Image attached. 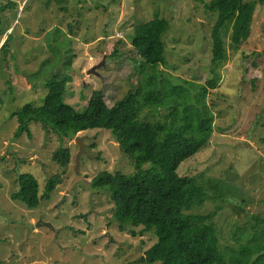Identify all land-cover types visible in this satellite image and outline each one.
Wrapping results in <instances>:
<instances>
[{"label": "rangeland", "instance_id": "374dc122", "mask_svg": "<svg viewBox=\"0 0 264 264\" xmlns=\"http://www.w3.org/2000/svg\"><path fill=\"white\" fill-rule=\"evenodd\" d=\"M1 1V8L9 2L16 6L0 14V264H143L156 235L143 227L120 231L109 194L90 187L100 172H137L111 131L86 130L68 138L31 123L30 136L15 138L13 113L25 105L42 106L45 83L55 75L68 76L65 100L79 112L94 92H102L108 106L116 104L139 83L134 27L155 18L170 24L164 36L166 64L160 66L166 79L174 86L206 85L212 79L214 15L204 5L211 0ZM263 50L264 5H258L250 39L229 53L218 87L207 95L213 134L178 170L180 177L206 174L224 189L231 187L224 201L190 212L204 215L220 207L214 223L222 248L246 243L253 218L264 219ZM92 68L96 76L88 74ZM77 137L84 149L78 167ZM60 148L71 150L68 168L53 161ZM24 174L36 179L40 196L51 178L61 183L50 199L28 209L11 198Z\"/></svg>", "mask_w": 264, "mask_h": 264}, {"label": "trees", "instance_id": "16d2710c", "mask_svg": "<svg viewBox=\"0 0 264 264\" xmlns=\"http://www.w3.org/2000/svg\"><path fill=\"white\" fill-rule=\"evenodd\" d=\"M258 5H264V0L205 3V10L214 15L210 33L212 79L206 85L174 86L166 79L160 66L166 64L164 36L170 24L155 18L134 27L132 46L141 58L139 83L116 104L108 106L105 95L94 92L85 110L79 112L65 100L68 76L55 75L45 83L48 93L42 106L25 105L13 113L18 124L15 138L23 133L30 136L31 123L68 138L86 130L111 131L122 152L136 164L137 172L129 176L100 172L90 187L109 194L114 203L112 218L120 231L127 226L143 227L156 235L157 242L145 252L143 264H264V219L253 218V234L246 243L222 248L214 223L220 207L204 215L190 212L207 202L224 201L231 187L224 189L206 174H178L181 164L205 148L213 134L214 115L206 103L207 95L218 87L220 69L229 53L239 52L250 39ZM15 6L9 2L0 13ZM7 45L6 41L2 49ZM71 63L70 58L67 66ZM189 88L196 90L195 96ZM161 110L165 112L160 114ZM53 161L68 168L71 150L58 149ZM60 183L59 177L51 178L40 196L36 179L30 174L20 175L18 190L11 198L35 209L40 201L50 199Z\"/></svg>", "mask_w": 264, "mask_h": 264}, {"label": "water", "instance_id": "95a60500", "mask_svg": "<svg viewBox=\"0 0 264 264\" xmlns=\"http://www.w3.org/2000/svg\"><path fill=\"white\" fill-rule=\"evenodd\" d=\"M102 64L103 63H100L98 66H101ZM88 74L89 75H95L96 76L97 74H96L95 68L90 69V71L88 72ZM76 142H77V145L79 147V151H78L77 157H76V167H78V160H79L81 154L84 152V149H83V145H82L79 137L76 138Z\"/></svg>", "mask_w": 264, "mask_h": 264}, {"label": "flooded vegetation", "instance_id": "af4514ba", "mask_svg": "<svg viewBox=\"0 0 264 264\" xmlns=\"http://www.w3.org/2000/svg\"><path fill=\"white\" fill-rule=\"evenodd\" d=\"M7 1H10V0H7ZM2 5H3V2L1 1V2H0V9H1V6H2ZM5 5H7V4H5ZM3 13H5V11H3ZM0 14H1V13H0ZM1 29H2V28H1V26H0V33H1Z\"/></svg>", "mask_w": 264, "mask_h": 264}, {"label": "built area", "instance_id": "2783aa9c", "mask_svg": "<svg viewBox=\"0 0 264 264\" xmlns=\"http://www.w3.org/2000/svg\"><path fill=\"white\" fill-rule=\"evenodd\" d=\"M89 60H93V57L90 56V57H89Z\"/></svg>", "mask_w": 264, "mask_h": 264}]
</instances>
